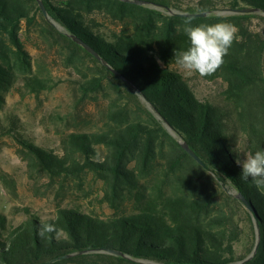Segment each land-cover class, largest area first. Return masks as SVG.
Wrapping results in <instances>:
<instances>
[{
    "label": "trees",
    "instance_id": "trees-1",
    "mask_svg": "<svg viewBox=\"0 0 264 264\" xmlns=\"http://www.w3.org/2000/svg\"><path fill=\"white\" fill-rule=\"evenodd\" d=\"M41 1L50 19L119 76L46 21L36 0H0V110L3 91L17 71L23 88L35 96L50 87L32 73L21 40L23 27L36 24L69 56L92 66L94 74L80 82V94L103 89L104 80L117 97L103 128L64 133L54 147L36 141L15 115L0 117V136L11 139L29 169L47 179L55 198V212L45 217L24 207L23 220L13 223L0 213V264H42L61 256L67 257L49 264H231L254 246L252 220L259 243L244 264H264V190L251 179L242 181L236 163L264 149V16L190 19L116 0ZM144 1L189 13L264 12V0ZM189 22H227L238 30L223 65L211 76L186 75L177 68L174 52L189 46L183 31ZM194 78L219 81L221 92L198 96ZM132 104L141 113L133 120ZM163 121L246 205L224 192ZM88 176L99 186L88 203L78 195L63 203L66 185L84 190ZM44 225L54 231L41 236Z\"/></svg>",
    "mask_w": 264,
    "mask_h": 264
},
{
    "label": "rangeland",
    "instance_id": "rangeland-1",
    "mask_svg": "<svg viewBox=\"0 0 264 264\" xmlns=\"http://www.w3.org/2000/svg\"><path fill=\"white\" fill-rule=\"evenodd\" d=\"M110 25L113 27L114 24ZM43 34L39 24L29 30L23 27L20 33L24 49L30 57L32 73L46 79L50 87L35 96L23 88L21 74L17 71L16 76L11 79L12 83L7 85V91H3L5 102L0 110V117L8 113L15 115L23 129L31 133L36 141L54 147L64 133L103 128L108 120L107 109L113 106L117 94L104 80L103 89L86 95L80 94V82H85L94 74L92 66L69 56L68 50L59 42ZM192 84L200 97H217L222 89L219 81L194 78ZM138 98L145 108L149 107L141 96L138 95ZM129 110L132 112V120L141 114L133 104ZM150 112L160 120L152 109ZM47 183L45 177L29 169L13 141L7 136H0V213L13 223L23 220L21 209L24 207H29L44 217L53 214L54 192L46 187ZM66 186L63 203L72 202V195H78L85 203L99 188L90 176L87 177L84 190H78L73 183ZM88 192V198L84 197Z\"/></svg>",
    "mask_w": 264,
    "mask_h": 264
},
{
    "label": "clouds",
    "instance_id": "clouds-1",
    "mask_svg": "<svg viewBox=\"0 0 264 264\" xmlns=\"http://www.w3.org/2000/svg\"><path fill=\"white\" fill-rule=\"evenodd\" d=\"M183 31L189 46L184 51L174 52L175 62L187 74L203 78L213 75L223 65L224 57L236 40L238 30L235 25L227 22L195 26L189 22ZM236 163L241 167L242 181L251 179L254 186L264 190V149L249 154L242 162L237 160ZM52 231L53 226L44 225L39 234L44 236L45 232Z\"/></svg>",
    "mask_w": 264,
    "mask_h": 264
},
{
    "label": "water",
    "instance_id": "water-1",
    "mask_svg": "<svg viewBox=\"0 0 264 264\" xmlns=\"http://www.w3.org/2000/svg\"><path fill=\"white\" fill-rule=\"evenodd\" d=\"M122 3H127V4H131V5H135V6H140V7H146V8H150V9H155L158 11H162L168 15L171 16H180V17H184V18H190V19H196V18H207V17H211V16H224V15H232V14H244V13H253V14H259L264 16V12H261L260 10L257 9H239V10H209V11H201V12H194V13H189V12H179L177 10L171 9L169 7L166 6H159L156 4H152L149 3L147 1L144 0H116ZM37 5L43 15V17L45 18L46 21H48L56 30H58L60 33H62L63 35H65L66 37H68L69 39H71L74 43L78 44L79 46H81L84 50H86L88 53H90L93 57H95L104 67H106L109 71H111L112 73L116 74L119 76V74L114 71L102 58H100L90 47H88L85 43H83L81 40H79L77 37H75L74 35L66 32L64 30V28L62 26H60L58 23H56L55 21H53L52 19L49 18L48 14L46 13L45 7L42 3L41 0H36ZM142 98V97H141ZM148 105L149 107L155 112V110L151 107V105L144 99L142 98ZM147 107L150 111L151 109ZM156 113V112H155ZM157 114V113H156ZM158 116V114H157ZM159 117V116H158ZM163 125L165 127V129L167 130V132L177 141V143L180 145V147L197 163L199 164L204 170H206L222 187V189L224 190L225 193H227L228 195L234 196L236 197L238 200H240V202L244 205H246L245 200L243 199V197L236 193L234 190H228V188L226 187V185L222 182V180H219V176L214 173L212 170H210L197 156L196 154L193 152V150L187 145V143L182 140L175 132L174 130L168 126V124H166L163 121ZM253 222V226H254V231H255V243L254 246L251 250V252L242 260L237 261L235 263H231V264H244L247 261H249L255 254V251L257 249L258 243H259V228L258 225L256 223L255 220H252ZM118 254V253H115ZM67 256H61L58 257L52 261H47L44 262L42 264H49L55 260H60L62 258H65ZM141 264H153L152 262H148L145 260H135Z\"/></svg>",
    "mask_w": 264,
    "mask_h": 264
}]
</instances>
